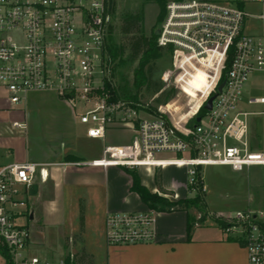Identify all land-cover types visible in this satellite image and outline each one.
Wrapping results in <instances>:
<instances>
[{
  "label": "built area",
  "instance_id": "1",
  "mask_svg": "<svg viewBox=\"0 0 264 264\" xmlns=\"http://www.w3.org/2000/svg\"><path fill=\"white\" fill-rule=\"evenodd\" d=\"M246 2L264 0L168 3L157 30L158 44L171 54V67L162 80L186 96L188 109L183 111L167 109L168 103L155 109L119 93L107 51L115 20L112 0H0V89L13 106L31 91H55L75 105L81 101L79 117L93 138H105L110 128L133 131L130 143L107 145L91 164L185 167L189 191L206 193L205 166L238 171L264 167V93L248 96L244 91L253 78L264 90V34L245 31L246 19L252 16L244 8ZM257 16L264 19V13ZM198 72L208 80L201 88L192 85ZM13 126L23 129L26 123L15 121ZM38 166H0V264H66L65 257L54 260L32 251L26 221L32 213L25 194ZM155 217L154 210L108 213L107 245L154 240ZM216 217L223 220L220 226L227 238L244 245L248 264H264V208Z\"/></svg>",
  "mask_w": 264,
  "mask_h": 264
},
{
  "label": "rangeland",
  "instance_id": "2",
  "mask_svg": "<svg viewBox=\"0 0 264 264\" xmlns=\"http://www.w3.org/2000/svg\"><path fill=\"white\" fill-rule=\"evenodd\" d=\"M171 1L173 0H166V14L167 5ZM113 2L115 20L108 41L114 45H118L125 38L121 33V24L122 16L128 12H142L144 14L146 34H150L152 30L157 32L164 21L156 24L160 6L154 0H113ZM244 8L252 14L246 19L245 31L253 35L264 34V19L257 16L264 13V3L246 2ZM128 55L129 51H126L123 56V63L119 62V59H115L113 63L114 81L122 96L137 94L138 100L155 109L159 108L161 104L167 103V109L175 110L174 107L181 108L183 111L188 109L186 96L177 89L175 95L166 103L159 101V99L164 98L166 91L172 88L171 85H167L162 80L163 73L171 67L169 51H165L153 61L155 66L153 81L163 84L159 91L147 87H143L139 91L135 89L133 85L134 71L138 60H130ZM207 82V75L203 72H198L192 79V85L196 88L203 87ZM187 90L191 95H196L193 88L187 87ZM244 91L248 96H260L264 93L262 82H254L253 78L246 84ZM75 107L77 116L59 99L55 91H31L22 103L13 106L8 100L7 92L0 89V137L5 145V149L2 150H10L6 146L7 143L19 152H27L33 159H35V152L41 151L49 153L55 151L57 154L62 151H71L81 157L88 158L102 151L106 145H124L131 142L133 131L129 128H110L105 139L94 140L86 137V125L81 122L79 117L84 110V104L77 101ZM246 108L249 110L259 109L254 106H247ZM15 120L25 122L26 127L23 129L13 128L11 124ZM260 131H262V123ZM75 168H77L75 171L79 175L95 173V169L91 165L84 164ZM168 168L170 167L158 168L156 174L161 172V169ZM133 169L138 173L140 171L143 173L146 168ZM203 171L206 186L204 195L212 216L230 215L238 210H260L264 208L263 166L245 167L238 171L230 166L210 165L205 166ZM185 184L187 187L186 196L195 195L189 191L187 177ZM28 194L29 198L35 194L34 182L29 186ZM61 216V209L57 207L52 213L41 214L37 221L30 218L26 220L31 230L32 251L54 260L66 256L71 257L74 253L76 256V253L79 252L80 258L79 262L76 260L77 264H88L87 252L93 255L94 264H107L106 247L101 238L98 236L91 242L84 241L83 233L73 234L71 228L62 224ZM193 216L199 217L197 211L193 210ZM20 221L24 222L25 220ZM197 232V238H206L208 243L194 246V251L185 264H246V253L240 242L238 240L229 241L222 227L213 220L208 219L197 228Z\"/></svg>",
  "mask_w": 264,
  "mask_h": 264
},
{
  "label": "crops",
  "instance_id": "3",
  "mask_svg": "<svg viewBox=\"0 0 264 264\" xmlns=\"http://www.w3.org/2000/svg\"><path fill=\"white\" fill-rule=\"evenodd\" d=\"M58 97L77 116L75 104L59 95ZM15 121L11 124L13 128H15L13 126ZM86 137L94 140L106 138H93L87 133ZM6 146L10 148L9 151H3L5 145L0 137V166L14 162L39 164L34 180L35 194L29 198V187L25 194L29 199V209L33 214L32 220L37 221L41 214L52 213L58 207L61 209L62 224L71 228L73 234L82 232L86 242H91L98 236L101 238L106 247L107 264H185L193 253L194 246L208 243L206 238H197V228L200 225H195L192 233L188 232V224L191 215L193 216V210H179L173 212L155 211L156 235L154 240L108 246L105 238V217L108 213L141 212L150 209L135 192L131 191L132 177L126 172L124 166L104 167L91 164L92 160L103 156L107 145L102 151L88 158L81 157L71 151H62L59 154L55 151L53 153L41 151L35 152V159L31 158L27 152H19L7 143ZM74 162H80V164H74ZM84 164L91 165L95 169V173L79 175L75 171L77 169L75 167ZM168 167L170 168L161 169L163 187L176 195L170 196V198L186 197V169L178 166ZM157 170L158 168H146L143 173L139 172L142 183L153 192L158 191L155 179ZM81 203L84 205V230H81L80 222ZM199 236L202 235L199 234ZM241 247L245 250L246 264H248L247 250L243 244Z\"/></svg>",
  "mask_w": 264,
  "mask_h": 264
},
{
  "label": "trees",
  "instance_id": "4",
  "mask_svg": "<svg viewBox=\"0 0 264 264\" xmlns=\"http://www.w3.org/2000/svg\"><path fill=\"white\" fill-rule=\"evenodd\" d=\"M156 1L160 8L157 16V23L164 20L166 12V0H154ZM112 0V4H113ZM113 11L115 12V7L113 5ZM113 29V28H112ZM112 33V30H111ZM121 33L125 37L124 40L118 45H114L107 42V51L111 58V61L119 59V62L123 63V56L126 51H129L128 58L130 60H138L137 67L134 71V82L133 85L137 91L143 87L148 89H154L159 91L162 89L163 84L161 82L153 81L154 74V62L158 59L167 48L158 44V35L152 30L150 34H146L144 26V14L142 12L131 13L128 12L122 16ZM176 93V89L172 87L170 90L166 91L163 99H159L160 102L166 103L170 98H172ZM124 97L133 98L138 100L137 94L135 95H124ZM126 172H128L132 177L131 191L135 192L145 205L150 209L158 212H173L179 210H194L199 214L198 218L191 215L188 224V232L192 233L193 227L195 225H203L208 219L213 220L219 225H223V220L219 217L212 216L208 208V204L205 199L204 193L198 191L193 196H186L178 199L170 198V196H164L161 193L173 194L171 191L166 190L162 185V172H157L156 174V184L158 186V191L153 192L147 186L142 183L140 174L133 168L124 167ZM161 192V193H160ZM80 221L81 230H84V205L81 203L80 206ZM228 240L235 241L229 238ZM79 252L72 256H66V264H77L80 256ZM88 256V264H94L93 255L86 252V257ZM76 257V258H75ZM79 262V261H78Z\"/></svg>",
  "mask_w": 264,
  "mask_h": 264
},
{
  "label": "water",
  "instance_id": "5",
  "mask_svg": "<svg viewBox=\"0 0 264 264\" xmlns=\"http://www.w3.org/2000/svg\"><path fill=\"white\" fill-rule=\"evenodd\" d=\"M156 33L159 34V31H157ZM222 87H223V84H221V85L219 86V91H221ZM215 97H216V94H214L213 96H211V97L209 98L207 104L205 105V107H206L207 109H211V107H212V102H213V99H214ZM199 120H200V117H198V121H199ZM31 217H32V216H31Z\"/></svg>",
  "mask_w": 264,
  "mask_h": 264
},
{
  "label": "flooded vegetation",
  "instance_id": "6",
  "mask_svg": "<svg viewBox=\"0 0 264 264\" xmlns=\"http://www.w3.org/2000/svg\"><path fill=\"white\" fill-rule=\"evenodd\" d=\"M31 216H32L31 218H33V214H31Z\"/></svg>",
  "mask_w": 264,
  "mask_h": 264
}]
</instances>
